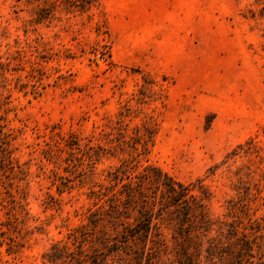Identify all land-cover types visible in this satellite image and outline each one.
Wrapping results in <instances>:
<instances>
[{"label": "rangeland", "instance_id": "374dc122", "mask_svg": "<svg viewBox=\"0 0 264 264\" xmlns=\"http://www.w3.org/2000/svg\"><path fill=\"white\" fill-rule=\"evenodd\" d=\"M0 264H264V0H0Z\"/></svg>", "mask_w": 264, "mask_h": 264}, {"label": "trees", "instance_id": "16d2710c", "mask_svg": "<svg viewBox=\"0 0 264 264\" xmlns=\"http://www.w3.org/2000/svg\"><path fill=\"white\" fill-rule=\"evenodd\" d=\"M169 180V179H168ZM169 181H166L164 184H162L166 191L170 194L171 196V204H175L178 201L183 200V198L186 196L185 194H187V192L189 191L188 188L184 187L183 185L178 184V186L182 189V191L177 192L174 189V184L171 185L170 183H168ZM171 182V181H170ZM187 191V192H185ZM150 227V223L148 224V228ZM147 228V223L143 225V227L141 228V230H143V232H145ZM147 232V231H146Z\"/></svg>", "mask_w": 264, "mask_h": 264}]
</instances>
